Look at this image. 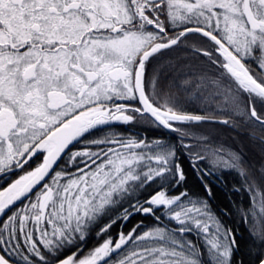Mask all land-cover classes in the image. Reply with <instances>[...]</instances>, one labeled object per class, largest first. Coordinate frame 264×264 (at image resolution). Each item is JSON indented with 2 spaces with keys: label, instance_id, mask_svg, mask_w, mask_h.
<instances>
[{
  "label": "snow or ice",
  "instance_id": "obj_1",
  "mask_svg": "<svg viewBox=\"0 0 264 264\" xmlns=\"http://www.w3.org/2000/svg\"><path fill=\"white\" fill-rule=\"evenodd\" d=\"M0 264H264V0H0Z\"/></svg>",
  "mask_w": 264,
  "mask_h": 264
},
{
  "label": "trees",
  "instance_id": "obj_2",
  "mask_svg": "<svg viewBox=\"0 0 264 264\" xmlns=\"http://www.w3.org/2000/svg\"><path fill=\"white\" fill-rule=\"evenodd\" d=\"M171 138V137H170ZM249 159L253 160L254 162H259L260 160V153L258 148H253L249 153ZM216 189L220 190V200L214 201L215 204L219 207L220 202L222 201L224 204H227L229 200L235 201L237 205L242 204L244 207L248 206L249 203V197L248 194L245 191H241L239 193H233L229 190L228 187L225 185H238L239 180L234 174H228L226 173L223 177H221L219 180L212 179L211 181ZM227 197V199L225 198ZM140 221V217L137 216L136 219L132 223H136ZM231 226L235 227L237 230L238 235L242 234L245 241L248 240V225H246L239 216L234 215L232 217ZM128 227H131V224L128 225ZM120 231H127V228L124 227L123 224L120 225L118 228H114L112 230V236L113 238L116 237V234ZM97 238L96 243H94V240ZM101 242L99 237H95L92 239L89 247Z\"/></svg>",
  "mask_w": 264,
  "mask_h": 264
},
{
  "label": "flooded vegetation",
  "instance_id": "obj_3",
  "mask_svg": "<svg viewBox=\"0 0 264 264\" xmlns=\"http://www.w3.org/2000/svg\"><path fill=\"white\" fill-rule=\"evenodd\" d=\"M185 53H181L179 54L180 57H184ZM174 56H176L177 54H173ZM187 55V54H186ZM141 127H147L146 125H137L136 127H131V126H117V132L119 135L124 136V137H128V136H145L146 138H152L153 136H158L159 135V131L157 130H153V129H148V131L143 132L140 131ZM126 128V131H122L121 129ZM174 135V134H169V138Z\"/></svg>",
  "mask_w": 264,
  "mask_h": 264
},
{
  "label": "rangeland",
  "instance_id": "obj_4",
  "mask_svg": "<svg viewBox=\"0 0 264 264\" xmlns=\"http://www.w3.org/2000/svg\"><path fill=\"white\" fill-rule=\"evenodd\" d=\"M184 55L186 56V54H184ZM185 56H184V57H185ZM96 241H97V238L94 240V243H96Z\"/></svg>",
  "mask_w": 264,
  "mask_h": 264
}]
</instances>
